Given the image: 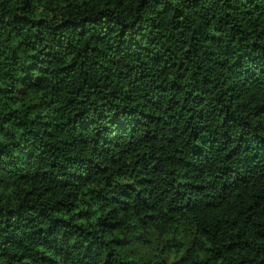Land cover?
<instances>
[{
    "label": "trees",
    "instance_id": "1",
    "mask_svg": "<svg viewBox=\"0 0 264 264\" xmlns=\"http://www.w3.org/2000/svg\"><path fill=\"white\" fill-rule=\"evenodd\" d=\"M0 264H264V0H0Z\"/></svg>",
    "mask_w": 264,
    "mask_h": 264
}]
</instances>
